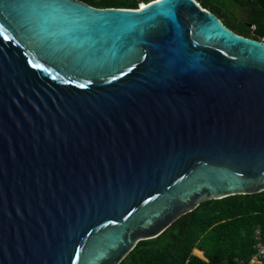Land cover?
<instances>
[{
    "label": "water",
    "instance_id": "1",
    "mask_svg": "<svg viewBox=\"0 0 264 264\" xmlns=\"http://www.w3.org/2000/svg\"><path fill=\"white\" fill-rule=\"evenodd\" d=\"M261 192L264 40L196 0H0V264H119Z\"/></svg>",
    "mask_w": 264,
    "mask_h": 264
},
{
    "label": "trees",
    "instance_id": "2",
    "mask_svg": "<svg viewBox=\"0 0 264 264\" xmlns=\"http://www.w3.org/2000/svg\"><path fill=\"white\" fill-rule=\"evenodd\" d=\"M80 1L98 8L138 9L153 0ZM197 1L236 33L263 41L264 0ZM258 230L264 241V192L210 200L157 238L138 242L119 264H238L255 254Z\"/></svg>",
    "mask_w": 264,
    "mask_h": 264
},
{
    "label": "built area",
    "instance_id": "3",
    "mask_svg": "<svg viewBox=\"0 0 264 264\" xmlns=\"http://www.w3.org/2000/svg\"><path fill=\"white\" fill-rule=\"evenodd\" d=\"M255 255L250 261L238 260V264H263L264 261V241L261 231L256 232Z\"/></svg>",
    "mask_w": 264,
    "mask_h": 264
},
{
    "label": "clouds",
    "instance_id": "4",
    "mask_svg": "<svg viewBox=\"0 0 264 264\" xmlns=\"http://www.w3.org/2000/svg\"><path fill=\"white\" fill-rule=\"evenodd\" d=\"M196 1H197V0H196ZM197 2H198V1H197ZM198 3H199V5L202 6V4H201L200 2H198ZM142 5H144V4H140L139 7L142 6ZM203 8H204V7H203ZM138 9H139V8H138ZM138 9H135V10H138ZM204 9H205V8H204ZM205 10L209 11L208 9H205ZM216 16H217V15H216ZM217 17H218V16H217ZM218 18H219V17H218ZM219 19H220V18H219ZM220 20H221V19H220ZM221 21H222V20H221ZM222 22H223V21H222ZM263 40H264V39H263ZM196 249H199V248H196ZM196 249H195V250H196ZM195 250H194V252H195ZM200 250H201V249H200ZM202 251H203V250H202ZM255 252H256V251H255ZM195 254H197V253L195 252ZM197 255H199V254H197ZM254 255H255V254H254ZM254 255H253V256H254ZM199 256H201V255H199ZM201 257H202V258H206L205 255H204V256H201ZM252 258H253V257H252ZM252 258H251V259H252ZM249 261H250V260H249ZM263 263H264V261H263Z\"/></svg>",
    "mask_w": 264,
    "mask_h": 264
},
{
    "label": "crops",
    "instance_id": "5",
    "mask_svg": "<svg viewBox=\"0 0 264 264\" xmlns=\"http://www.w3.org/2000/svg\"><path fill=\"white\" fill-rule=\"evenodd\" d=\"M204 252V251H203Z\"/></svg>",
    "mask_w": 264,
    "mask_h": 264
}]
</instances>
